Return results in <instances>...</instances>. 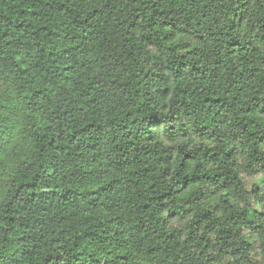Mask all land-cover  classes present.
<instances>
[{"label":"clouds","instance_id":"9594fccd","mask_svg":"<svg viewBox=\"0 0 264 264\" xmlns=\"http://www.w3.org/2000/svg\"><path fill=\"white\" fill-rule=\"evenodd\" d=\"M0 264H264V0H0Z\"/></svg>","mask_w":264,"mask_h":264}]
</instances>
